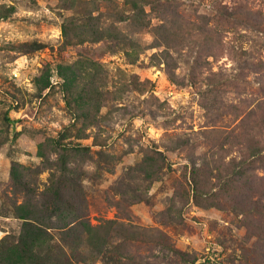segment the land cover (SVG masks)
Instances as JSON below:
<instances>
[{"label": "rangeland", "instance_id": "obj_1", "mask_svg": "<svg viewBox=\"0 0 264 264\" xmlns=\"http://www.w3.org/2000/svg\"><path fill=\"white\" fill-rule=\"evenodd\" d=\"M61 178L76 264H264V0H0V239Z\"/></svg>", "mask_w": 264, "mask_h": 264}, {"label": "trees", "instance_id": "obj_2", "mask_svg": "<svg viewBox=\"0 0 264 264\" xmlns=\"http://www.w3.org/2000/svg\"><path fill=\"white\" fill-rule=\"evenodd\" d=\"M14 183L23 185L17 174ZM79 184L77 180L61 178L60 183L49 191L53 201L41 211H45L48 219L55 218L51 223L43 220V213L37 212L40 209L29 208L25 203L16 206V212L22 218L21 229L16 239H10V236L0 239V264H76L87 260L82 250L87 245L105 255L100 245L109 235L108 222L113 220L92 225L81 208L73 209L74 202L64 198L63 194L71 190L79 197Z\"/></svg>", "mask_w": 264, "mask_h": 264}]
</instances>
